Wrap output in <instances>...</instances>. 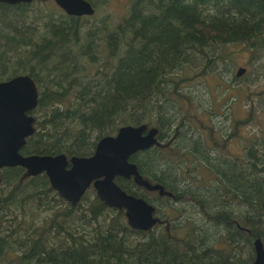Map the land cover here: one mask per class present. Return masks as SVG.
Wrapping results in <instances>:
<instances>
[{
	"label": "trees",
	"instance_id": "trees-1",
	"mask_svg": "<svg viewBox=\"0 0 264 264\" xmlns=\"http://www.w3.org/2000/svg\"><path fill=\"white\" fill-rule=\"evenodd\" d=\"M41 1L0 3V83L28 76L39 92L21 154L89 158L103 138L146 125L157 144L131 162L170 195L116 178L159 215L141 231L93 186L73 204L46 174L0 169V264H253L254 242L264 243V133L240 135L242 157L229 151L235 134L205 137L186 73L219 74L240 47L247 72L234 102L247 94L251 122L254 99L264 106V0H134L118 23Z\"/></svg>",
	"mask_w": 264,
	"mask_h": 264
},
{
	"label": "water",
	"instance_id": "water-1",
	"mask_svg": "<svg viewBox=\"0 0 264 264\" xmlns=\"http://www.w3.org/2000/svg\"><path fill=\"white\" fill-rule=\"evenodd\" d=\"M35 0H0L11 6L29 4ZM69 16H93L95 9L86 0H54ZM247 72L238 69L237 78ZM38 88L28 76H19L0 83V169L23 167L28 175L36 177L46 174L51 187L68 202L77 204L90 187H94L99 198L111 208L123 209L129 225L136 230L147 231L158 222L155 208L142 198L130 195L116 183L117 177L130 179L150 192L166 193L160 185L144 180L132 156L152 148L157 143L158 130L146 125L127 126L116 136L103 138L92 157L65 155L23 156L26 139L34 133V120L28 115L38 102ZM255 261L264 264V243L260 238L254 242Z\"/></svg>",
	"mask_w": 264,
	"mask_h": 264
},
{
	"label": "rangeland",
	"instance_id": "rangeland-1",
	"mask_svg": "<svg viewBox=\"0 0 264 264\" xmlns=\"http://www.w3.org/2000/svg\"><path fill=\"white\" fill-rule=\"evenodd\" d=\"M93 1L96 4L97 18L109 17L113 22L118 23L127 15L128 9L134 0ZM40 2L43 3V1L38 0V3ZM53 4L56 5L54 0L44 1V5L47 7H52ZM229 50L231 55L228 62H231L228 65L225 62L220 64L216 68V72L219 74H211L202 78L197 77V79L195 78L197 73L195 71H190L186 75L191 79V90L196 98L197 105L204 110L203 125L202 129L199 128L200 132L204 133L205 137H209L211 134L210 130L214 128L215 139L219 142L224 141L229 134H235L234 139L228 138V141H230L229 151L236 156L242 157L244 145L239 144L240 135L245 134L252 137L261 132L264 133V106H259L257 99H254L256 107H252L253 116L251 117V122H249L250 114L246 98L247 94L241 96L239 104L234 102L236 98L234 88L244 84L242 80L244 76L237 78L236 74L239 68L246 66L248 56L245 52H242L240 47H230ZM219 85L221 86L218 89ZM255 86H252V88L258 87V85ZM251 90L253 91V89ZM207 112L209 115L206 116L205 113ZM235 122L239 123V128L234 133L232 129L235 128ZM244 122L248 125H244ZM150 197L159 203L157 193L152 194Z\"/></svg>",
	"mask_w": 264,
	"mask_h": 264
},
{
	"label": "flooded vegetation",
	"instance_id": "flooded-vegetation-1",
	"mask_svg": "<svg viewBox=\"0 0 264 264\" xmlns=\"http://www.w3.org/2000/svg\"><path fill=\"white\" fill-rule=\"evenodd\" d=\"M86 1H88V0H86ZM88 2L91 4L90 1H88ZM56 5H57V4H56ZM91 5H92V4H91ZM58 7H59V6H58ZM92 7L95 9V14L93 15V16H95V15L97 14V9H96V6H95V5H92ZM59 8H60V7H59ZM68 16H69V15H68ZM93 16H82V17H93ZM72 17H78V16H72ZM28 114H29V113H28ZM156 144H157V143H156ZM156 144H155V145H156ZM155 145H154V146H155ZM154 146H153V147H154ZM153 147H152V148H153Z\"/></svg>",
	"mask_w": 264,
	"mask_h": 264
}]
</instances>
